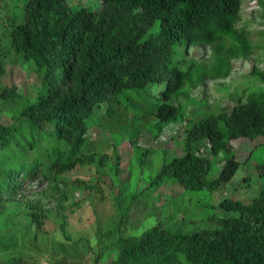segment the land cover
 <instances>
[{"label": "trees", "instance_id": "1", "mask_svg": "<svg viewBox=\"0 0 264 264\" xmlns=\"http://www.w3.org/2000/svg\"><path fill=\"white\" fill-rule=\"evenodd\" d=\"M91 1L73 6L71 0H26L20 8V0L11 6L0 0L8 15L0 17L6 24L0 75L12 50L33 63L41 78L33 100L16 87L0 91L12 109V123L0 124V215L29 185L93 164L94 127L126 132L142 126L158 138L165 125L180 123L182 154L164 160L141 192L177 185L193 199L188 220L206 227L170 230L163 219L139 236H125L120 231L125 209L116 230L105 235L113 241L99 248L93 263L108 254L115 256L109 264H264V91H250L216 113L200 108L189 114L185 107L205 105L192 88L228 77L230 61L250 51L236 27L244 3L259 0H98L97 6ZM204 47L214 51L209 65L194 52ZM238 139L260 141L242 159L231 146ZM204 145L211 159L195 153ZM132 146L144 168L151 151ZM255 152L258 162L245 177L247 186L254 185L252 196L227 197L215 205L213 195ZM33 208L25 216L38 229L46 214ZM12 230L0 232V264H35L26 248L11 240ZM61 231L70 242L64 223ZM58 246L63 257L54 264H80L67 261L74 256L64 243Z\"/></svg>", "mask_w": 264, "mask_h": 264}, {"label": "rangeland", "instance_id": "2", "mask_svg": "<svg viewBox=\"0 0 264 264\" xmlns=\"http://www.w3.org/2000/svg\"><path fill=\"white\" fill-rule=\"evenodd\" d=\"M25 1L20 0V8ZM91 2L94 6L99 4L98 0ZM13 3L14 0H8V6ZM71 3L73 6H87L89 0H71ZM3 14L4 17H1ZM0 17H8L3 8L0 9ZM2 21L0 43L6 45L5 39L1 41L2 27L6 26ZM236 28L244 31L242 38L249 44L250 51L244 57L230 61L232 71L228 77L207 79L192 88V96L204 101L202 104L205 105L185 103L187 113L193 114L200 108L216 113L222 107H232L238 97L244 99L250 91H264V0L245 2ZM194 52L201 56L202 64L209 65L214 61V51L210 47ZM4 68V73L0 75V91L16 87L23 98L33 100L41 82L34 64L21 60L11 50V55L4 60ZM180 101L184 103L183 99ZM11 123L12 109L0 99V124ZM125 130L123 127L115 131L94 127L89 132L95 157L93 164H78L48 182L31 184L19 199L7 204L9 209L0 215V232L6 233L5 230L12 227L10 239L18 247L26 248L27 253L36 259L35 264H54L57 258L63 257L60 255L63 252L57 249L59 243H64L66 253L74 256L67 259L68 262L95 264L94 255L99 248L113 241L105 235L116 230L120 214L125 209H128V213L126 217H121L120 223L123 224L120 231L125 236H139L163 219L170 230L181 228L184 232H191L206 227V223L198 219L188 220L194 206L193 199L188 201L189 197L177 185H162L152 194L141 192V184L155 176L164 160L169 161L182 154V124L165 125L158 138H154V131L142 126ZM130 140L137 147L151 151L144 168L139 166ZM259 141L250 144L245 139H238L231 142V146L244 159L248 150ZM208 147L195 148V153L211 159ZM256 155L255 152L252 158L239 167L232 180L213 195L212 202L215 205L227 197L247 201L252 196L254 185L247 186L245 177L253 173L258 162ZM33 206L46 214L45 221L38 229L25 216L34 211ZM63 223L71 235L70 242L63 237ZM113 257L107 254L99 264H109Z\"/></svg>", "mask_w": 264, "mask_h": 264}, {"label": "bare ground", "instance_id": "3", "mask_svg": "<svg viewBox=\"0 0 264 264\" xmlns=\"http://www.w3.org/2000/svg\"><path fill=\"white\" fill-rule=\"evenodd\" d=\"M203 68V67H202ZM200 72V71H199Z\"/></svg>", "mask_w": 264, "mask_h": 264}]
</instances>
